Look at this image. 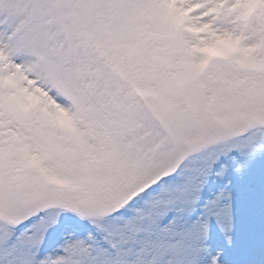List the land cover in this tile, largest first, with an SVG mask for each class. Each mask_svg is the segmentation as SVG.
<instances>
[{
  "label": "snow or ice",
  "instance_id": "snow-or-ice-1",
  "mask_svg": "<svg viewBox=\"0 0 264 264\" xmlns=\"http://www.w3.org/2000/svg\"><path fill=\"white\" fill-rule=\"evenodd\" d=\"M0 264H264V0H0Z\"/></svg>",
  "mask_w": 264,
  "mask_h": 264
}]
</instances>
